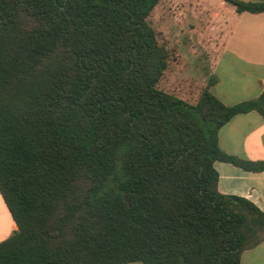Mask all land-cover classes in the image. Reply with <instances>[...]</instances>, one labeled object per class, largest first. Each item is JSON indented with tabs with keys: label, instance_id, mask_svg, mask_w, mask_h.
<instances>
[{
	"label": "trees",
	"instance_id": "trees-1",
	"mask_svg": "<svg viewBox=\"0 0 264 264\" xmlns=\"http://www.w3.org/2000/svg\"><path fill=\"white\" fill-rule=\"evenodd\" d=\"M160 0H0V195L17 229L0 264H240L264 210L217 189L234 115L159 88L169 62L147 17ZM237 12L264 0H226Z\"/></svg>",
	"mask_w": 264,
	"mask_h": 264
},
{
	"label": "crops",
	"instance_id": "crops-1",
	"mask_svg": "<svg viewBox=\"0 0 264 264\" xmlns=\"http://www.w3.org/2000/svg\"><path fill=\"white\" fill-rule=\"evenodd\" d=\"M213 48L216 81L210 91L227 105L258 96L264 87V11L238 12L228 42ZM218 144L243 159L263 160L264 118L254 110L234 115L219 129ZM214 167L219 192L245 197L264 210V170L247 171L220 160ZM0 216V231H5L0 234L2 241L17 229L2 197ZM240 264H264V241L244 250Z\"/></svg>",
	"mask_w": 264,
	"mask_h": 264
},
{
	"label": "rangeland",
	"instance_id": "rangeland-1",
	"mask_svg": "<svg viewBox=\"0 0 264 264\" xmlns=\"http://www.w3.org/2000/svg\"><path fill=\"white\" fill-rule=\"evenodd\" d=\"M237 14L234 4L226 0H160L147 17L158 43L169 53L157 86L195 103L213 74V46L228 42Z\"/></svg>",
	"mask_w": 264,
	"mask_h": 264
}]
</instances>
